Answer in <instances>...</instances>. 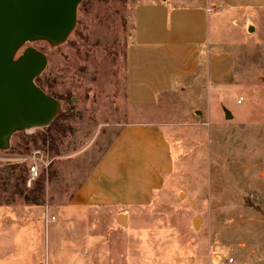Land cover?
Instances as JSON below:
<instances>
[{
  "label": "rangeland",
  "instance_id": "1",
  "mask_svg": "<svg viewBox=\"0 0 264 264\" xmlns=\"http://www.w3.org/2000/svg\"><path fill=\"white\" fill-rule=\"evenodd\" d=\"M143 1L82 0L65 43L25 45L47 55L36 83L62 107L56 126L18 132L0 150V209L13 220L0 227V264H68L72 224L60 209L109 154L123 174L115 191L104 186L106 205L91 217L89 264H264V7L214 0L212 43L195 76L135 108L127 50ZM182 36L178 29L179 67L196 58ZM37 148L53 162L29 189L20 161ZM38 185L33 204L26 197ZM37 207V220L20 216ZM47 209L56 221L46 222Z\"/></svg>",
  "mask_w": 264,
  "mask_h": 264
},
{
  "label": "crops",
  "instance_id": "2",
  "mask_svg": "<svg viewBox=\"0 0 264 264\" xmlns=\"http://www.w3.org/2000/svg\"><path fill=\"white\" fill-rule=\"evenodd\" d=\"M217 1L228 9L264 7L261 4L256 5L255 0ZM174 2L175 0H144L133 9L131 44L127 50L126 82L127 98L135 108L154 105L160 97L178 86L179 82L184 83L194 77L200 68L202 50L212 43L211 21L215 15L211 4L214 0ZM178 29L184 30L182 46L196 56L191 64L185 62L181 67L174 57ZM109 156L110 154L92 169L74 196L60 209L68 214L72 224V228L69 229L72 238L68 247L70 255L68 264H89L84 255L89 253L90 245L94 242L89 228L91 217L98 216L97 213L106 205L104 186H109L115 191L116 179L123 174L122 168ZM38 208L36 210L25 208L20 216L24 218L26 214H35L37 220L42 210ZM51 212L49 209L50 215ZM10 215L12 212L8 207L0 209V227L12 226L13 220ZM18 226L23 229L21 232H26L24 230L29 229L31 225L27 219Z\"/></svg>",
  "mask_w": 264,
  "mask_h": 264
},
{
  "label": "water",
  "instance_id": "3",
  "mask_svg": "<svg viewBox=\"0 0 264 264\" xmlns=\"http://www.w3.org/2000/svg\"><path fill=\"white\" fill-rule=\"evenodd\" d=\"M81 2L0 0L1 151H9L16 133L49 127L61 113V101L36 83L48 65L47 55L24 47L38 41L53 47L65 43L77 25ZM225 114L232 118L227 109ZM119 221L124 225L125 217Z\"/></svg>",
  "mask_w": 264,
  "mask_h": 264
},
{
  "label": "built area",
  "instance_id": "4",
  "mask_svg": "<svg viewBox=\"0 0 264 264\" xmlns=\"http://www.w3.org/2000/svg\"><path fill=\"white\" fill-rule=\"evenodd\" d=\"M22 164H25L27 168V180L26 187L31 189L35 182L38 181L44 174L49 173V169L53 159L48 150L42 148L34 149L29 156H26L20 161ZM56 217L50 215L49 210H46V222L55 221ZM231 263L234 262V259L230 260Z\"/></svg>",
  "mask_w": 264,
  "mask_h": 264
},
{
  "label": "trees",
  "instance_id": "5",
  "mask_svg": "<svg viewBox=\"0 0 264 264\" xmlns=\"http://www.w3.org/2000/svg\"><path fill=\"white\" fill-rule=\"evenodd\" d=\"M54 126H56V122H55V120H54V122L48 127V128H51V127H54ZM35 141V140H34ZM47 141V138L45 137L44 138V143ZM27 171V168L26 167H24V171ZM22 177V180H23V183L25 184L26 183V180H27V177H26V175L25 176H21ZM44 177L42 176L40 179H39V185L41 184V186H42V184H43V182L42 181H44V179H43ZM38 185V187L35 189V190H33L30 194L31 195H29V196H27L26 197V200L27 201H29V202H32L33 204H37L38 202H39V197H38V195H39V193L42 191V188L43 187H41V186H39ZM38 201V202H37Z\"/></svg>",
  "mask_w": 264,
  "mask_h": 264
}]
</instances>
